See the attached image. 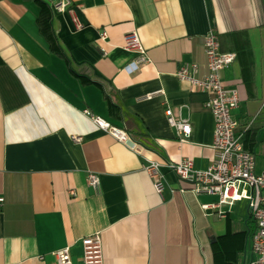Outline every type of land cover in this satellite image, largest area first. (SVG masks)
Masks as SVG:
<instances>
[{
  "label": "crops",
  "instance_id": "obj_1",
  "mask_svg": "<svg viewBox=\"0 0 264 264\" xmlns=\"http://www.w3.org/2000/svg\"><path fill=\"white\" fill-rule=\"evenodd\" d=\"M40 1L51 6L58 50L40 29ZM70 1L57 12L55 1L0 0V264H59L66 248L82 264V240L96 234L104 264L248 263L256 231L248 203L246 218L244 201L221 207L223 218L206 211L218 198L196 195L168 166L190 158L207 170L215 158L210 95L177 75L187 64L197 65L198 80L208 74L210 32L222 53L237 55L221 72L240 97L236 133L258 150L256 161L264 157V0ZM134 30L151 59L135 71L124 49ZM167 108L190 120L189 140L168 123ZM86 110L124 129L139 150ZM150 162L162 165V194Z\"/></svg>",
  "mask_w": 264,
  "mask_h": 264
},
{
  "label": "built area",
  "instance_id": "obj_2",
  "mask_svg": "<svg viewBox=\"0 0 264 264\" xmlns=\"http://www.w3.org/2000/svg\"><path fill=\"white\" fill-rule=\"evenodd\" d=\"M71 6L70 0H57L53 7L57 12H65ZM204 47L208 74L202 80H198L194 75L198 68L197 65L187 64L179 70L177 75L180 80L188 82L192 90H200L210 95L205 107L215 119L213 142L215 158L207 170L196 169L190 158H183L168 167L179 181L190 185L192 192L196 195L218 198L217 203L202 206L206 211L217 210V214L223 218L226 212L221 211V207H231L235 203L243 201L248 203L249 214L256 224V231L252 235L251 258L245 264H264V171L260 174L257 173L256 156L244 149L240 136L236 133L238 123L233 117V111L240 104L238 90L227 88L221 80V72L235 62L237 55L222 53L220 39L213 32L205 37ZM124 49L135 55L131 64L134 71L151 64V59L137 31L134 30L126 34ZM152 97L145 96L141 100H148ZM85 114L115 140L134 151L139 150L138 144L124 129L95 116L88 110L85 111ZM166 116L168 123L175 128L182 142L191 138L190 120L176 119L171 108L166 109ZM73 140L80 143L82 138L74 136ZM161 168L162 165L157 162H150L146 167V172L158 194H162L165 187ZM88 183L95 191H99L100 178L97 174L90 173ZM4 204L5 199L0 197V212ZM82 245V264H104L103 246L99 234L85 238L82 240ZM56 256L59 264H73L69 248L57 252Z\"/></svg>",
  "mask_w": 264,
  "mask_h": 264
},
{
  "label": "trees",
  "instance_id": "obj_3",
  "mask_svg": "<svg viewBox=\"0 0 264 264\" xmlns=\"http://www.w3.org/2000/svg\"><path fill=\"white\" fill-rule=\"evenodd\" d=\"M39 4L41 7V12H40V15L38 17V23H39L40 29H41L42 33L45 35V37L48 39V41L50 42L52 49L58 50V43H57V41L54 37V34L52 32L51 6L48 3H45L42 1H40ZM244 149L246 151L253 153L254 155H257V153H258L257 149H254L252 147H248L245 144H244ZM251 221H252V219H251Z\"/></svg>",
  "mask_w": 264,
  "mask_h": 264
},
{
  "label": "rangeland",
  "instance_id": "obj_4",
  "mask_svg": "<svg viewBox=\"0 0 264 264\" xmlns=\"http://www.w3.org/2000/svg\"><path fill=\"white\" fill-rule=\"evenodd\" d=\"M263 170H264V157H258L257 158V173L260 174ZM246 207H247V202L244 201V203H242L241 210H239L240 212L238 213L242 217H245V218L248 215Z\"/></svg>",
  "mask_w": 264,
  "mask_h": 264
},
{
  "label": "water",
  "instance_id": "obj_5",
  "mask_svg": "<svg viewBox=\"0 0 264 264\" xmlns=\"http://www.w3.org/2000/svg\"><path fill=\"white\" fill-rule=\"evenodd\" d=\"M50 2H54V1H56V0H49Z\"/></svg>",
  "mask_w": 264,
  "mask_h": 264
}]
</instances>
